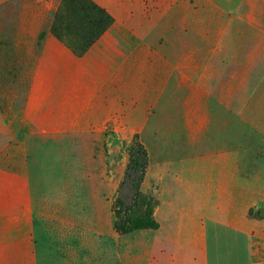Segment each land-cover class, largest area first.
I'll use <instances>...</instances> for the list:
<instances>
[{
  "label": "rangeland",
  "instance_id": "rangeland-1",
  "mask_svg": "<svg viewBox=\"0 0 264 264\" xmlns=\"http://www.w3.org/2000/svg\"><path fill=\"white\" fill-rule=\"evenodd\" d=\"M29 1L0 0V103L10 105L9 125L0 126L2 164L22 178L45 183L49 199L93 200L87 207L121 237L124 264H137V256L141 259L153 249L157 254L163 246L181 248L188 238L192 264H205V247L209 264H215L217 246H232L230 230L214 223L223 214L229 227L264 229V142L229 107L232 101L245 100L247 95H237L244 79L234 77V71L215 70V63L202 75L198 59L183 60L189 48L198 49L201 20H213L208 9L214 0H177L175 13L161 20L160 43L168 34L174 36L169 52L175 55L170 64L176 71L170 77L161 72L154 83L144 78L135 95L123 91L122 125L79 127L77 140L30 139L24 148L21 112L46 37L59 32L79 50L86 35H93L91 20L99 18L94 11L90 15L87 1ZM152 1L155 8L163 2ZM23 20L37 33L30 57L15 44ZM161 53L167 54V47ZM258 96L264 98V93ZM259 119L264 122V112ZM137 148L145 150L146 159L144 169L129 171L139 182L135 191L125 180ZM215 176L220 178L216 184ZM64 208L66 212L70 206ZM234 215L243 222L234 221ZM253 240V245L264 244L262 237Z\"/></svg>",
  "mask_w": 264,
  "mask_h": 264
},
{
  "label": "crops",
  "instance_id": "crops-1",
  "mask_svg": "<svg viewBox=\"0 0 264 264\" xmlns=\"http://www.w3.org/2000/svg\"><path fill=\"white\" fill-rule=\"evenodd\" d=\"M95 1L113 22L84 55L54 35L49 34L43 43L21 112L19 139L24 148L30 139L77 140L79 127L122 125L123 91L135 95L137 87L145 85L144 78L154 83L161 72L170 77L176 71L170 64L176 61L175 55L169 52L174 36L170 33L160 43L157 32L161 20L175 13L177 0H163L161 5L156 0V8L151 0ZM214 3L208 9L213 20L208 22L206 17L199 24L198 49L189 48L183 60L198 59L202 75L209 71V63H215V70L234 71V77L244 79L237 95H247L245 100L232 101L229 107L264 142V122L259 119L264 98L258 96L259 91L264 93V0ZM36 34L30 21L18 24V51L30 57ZM165 47L167 54L161 53ZM145 71L149 72L146 77ZM9 109V102L0 103V126L9 125ZM7 165L0 161V264H124L121 237L96 218V210L87 207L93 200L49 199L43 192L45 183L22 178ZM215 179V184L220 182ZM65 204L70 206L66 212ZM234 218L243 222L240 215ZM214 221L230 230L227 234L234 246L219 244L215 264H264V244L253 245V238H264V229L229 227L224 214ZM187 243L182 249L163 246L157 254L153 249L141 259L137 256L136 262L192 264L189 238ZM204 255L209 264L207 247Z\"/></svg>",
  "mask_w": 264,
  "mask_h": 264
},
{
  "label": "trees",
  "instance_id": "trees-1",
  "mask_svg": "<svg viewBox=\"0 0 264 264\" xmlns=\"http://www.w3.org/2000/svg\"><path fill=\"white\" fill-rule=\"evenodd\" d=\"M79 1H81L82 3L87 1L86 7L89 9L90 15L92 16V13H93L92 11H94L93 14H95L96 16L99 17V18H96L94 20H91L90 28L93 31V35H92V33H91V35L88 34V35H86V38L84 36H82V37L80 36L81 38H83V39L85 38V39H84V43L79 45V50L74 49L71 45H69V42L66 41L65 38L62 37L59 32L55 33V36L59 40L65 42L66 45L69 46L71 49H73V51L75 53H77L78 55H84L89 50V48L95 44V42L98 40V38H100V36L110 27V25L112 24V19L109 17V15L103 9H101L99 6L91 3L90 0H79ZM72 10H73V8H71V10L69 11V14L71 13L73 15ZM79 12H81V11H79V10L77 11V16L79 15ZM74 14H76L75 11H74ZM55 18H56V14H55L54 19ZM80 18H82V17H80ZM100 18L102 20H104L105 22L104 23L100 22ZM81 25L82 24H79V27ZM77 28H78V26H77ZM74 30H76V29H74ZM75 35H77V34L75 33ZM89 36H91L90 41L88 40ZM70 40H73V39H70ZM145 159H146L145 150H143L142 148H137L136 150H134L131 162L128 166V172L126 174L125 182L130 183V186L132 188H134L135 191L138 189L139 182L137 184L134 182V179L132 177L133 175H131L130 172L131 171L138 172V171H141L142 169H144ZM118 204L123 205V202L121 199L118 200ZM143 224H145V223H143Z\"/></svg>",
  "mask_w": 264,
  "mask_h": 264
}]
</instances>
